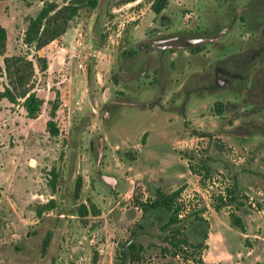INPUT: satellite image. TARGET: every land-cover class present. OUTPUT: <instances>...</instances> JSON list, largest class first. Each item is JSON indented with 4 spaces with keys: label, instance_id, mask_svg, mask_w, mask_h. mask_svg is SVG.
<instances>
[{
    "label": "rangeland",
    "instance_id": "1",
    "mask_svg": "<svg viewBox=\"0 0 264 264\" xmlns=\"http://www.w3.org/2000/svg\"><path fill=\"white\" fill-rule=\"evenodd\" d=\"M43 1L0 0L6 54L33 60L27 87L44 101L38 115L29 118L21 104L0 98V264H264V105L217 90L187 92L194 81L203 84L195 74L209 68L201 65L259 44L257 26L238 20L220 40L221 48L208 43L195 54L168 52L164 65L115 80L123 49L135 50L132 63L142 68L138 44L147 34L227 26L234 5L168 0L156 14L153 0H100L102 9H81L64 34L36 51L23 43V35L28 17ZM49 1L62 5L65 0ZM258 3L234 4L255 13ZM247 70L255 79L264 76V58L250 62ZM4 82L0 77V90ZM117 98L120 103L106 106ZM215 100L240 107L218 114ZM54 102L59 130L51 135L46 123ZM52 170L58 175L55 192L48 185ZM100 174L115 176V187ZM78 177L80 200L75 202ZM234 180L237 200L216 210L213 204L219 196L230 197L226 190ZM157 185L166 193L181 188V214L196 212L203 220L201 225L196 214L182 220L181 233L172 239L186 240L178 249L170 244L174 230L162 232L166 214L144 213L132 200L153 198ZM51 199L56 206L37 215L38 206ZM79 202L93 203L97 212L81 217ZM131 239L143 246L141 258L124 263L122 246Z\"/></svg>",
    "mask_w": 264,
    "mask_h": 264
},
{
    "label": "trees",
    "instance_id": "2",
    "mask_svg": "<svg viewBox=\"0 0 264 264\" xmlns=\"http://www.w3.org/2000/svg\"><path fill=\"white\" fill-rule=\"evenodd\" d=\"M133 0H126V2ZM168 0H153L152 9L158 14L166 6ZM102 4L100 0H65L62 5H59L55 1H43L41 7L32 16L27 19V25L23 35V43L31 49L40 50L42 47L47 45L49 42L57 39L62 34H64L70 26L72 20L80 13L81 9L94 10L102 9ZM7 30L4 26L0 24V77L4 76L6 82L3 83V89L0 90V98H5L13 104H21L24 108L27 117L35 118L41 110L43 105V99H41L37 94L31 91L27 85L30 77L33 73L34 62L32 59L26 56L12 54L7 55ZM98 39H101L99 37ZM190 53L195 54L199 49L188 50ZM135 53V50L130 49L127 51V56H131ZM43 62V67H45V60L43 58H38ZM171 63V62H170ZM169 63V65H170ZM167 68V66H166ZM89 74H91V66H89ZM190 78V77H189ZM114 79L116 80L115 76ZM186 85V84H185ZM188 91H195L196 94L200 90V83L194 81L189 84ZM219 99V98H218ZM225 99V98H224ZM227 102H221L220 100H215L213 106L216 113L221 114L223 110L227 111ZM52 112L50 119L46 123V128L51 135H56L58 133V128L53 120L54 111L57 108V102L52 104ZM217 115V114H216ZM199 133V132H198ZM210 136V134L202 133V136ZM74 144V141L71 142ZM52 179L49 180L48 185L53 192L56 191V181L58 175L52 170ZM82 179L80 177L76 178L75 188L72 194L73 200L76 202L80 200L79 191L81 187ZM180 189L171 191L169 193L163 192L159 186L155 189V195L153 198H148L146 200H141L133 197V203L136 207H139L144 213L149 211H166L169 213L168 224L174 225L172 228L174 231L171 234L170 244L173 247L179 248L180 243H185L186 240L176 239L177 234H180V229L182 228L181 221L185 217L192 216L196 212H187L181 219L179 215L182 213V206L179 204L177 199L179 198ZM229 194V198H222L219 196V203L213 204L216 210L221 207L233 204L238 198V189L235 184L231 185V188L226 190ZM56 206V200L51 199L47 203L38 206L36 214L40 215L43 210H51ZM201 211V210H200ZM89 212L96 213L95 205L89 203L88 205L79 202V206L76 208V213L81 217L88 215ZM196 219H200L197 216ZM233 223L237 225L242 232H244V227L242 225L241 219L238 216H234ZM206 236V234H204ZM168 239L170 237H167ZM166 238V239H167ZM44 245L49 242V237L44 239ZM142 245H137L134 240L126 241L123 243L121 250V259L125 263L129 258L131 261L139 260L141 258L140 252L142 250ZM127 251V252H126ZM176 254V252H174Z\"/></svg>",
    "mask_w": 264,
    "mask_h": 264
},
{
    "label": "flooded vegetation",
    "instance_id": "3",
    "mask_svg": "<svg viewBox=\"0 0 264 264\" xmlns=\"http://www.w3.org/2000/svg\"><path fill=\"white\" fill-rule=\"evenodd\" d=\"M258 1L257 11L253 13L254 10L248 5L239 8L234 4L235 0H230L231 4L235 7V14L229 17V25L220 27L217 24L214 26L213 30L201 29L200 32L186 33L182 30L165 32L161 29H156L153 31L154 34H147L142 43L138 44V51L144 54L143 67L140 68L138 64L133 65L132 60L135 59L136 53L127 56V51L129 50L126 51V49H123L120 61L116 67L115 78L118 79L120 74L128 75L131 79L142 76L155 64L164 65L165 63L162 59L168 52L174 53L180 50L199 49V53L202 47L208 43L219 45L221 48L222 43H220V40L227 34L226 32L233 27L236 21L239 20L246 25L255 24L257 26L254 28L259 32V44H256L255 47L248 48V50L244 52H233L221 58L211 59L208 63L201 65L208 67L211 71L209 69L205 70V67L203 73H196L195 75L203 82L200 87L201 90H208V93L213 90L222 91L224 94H229L228 96L233 95L236 98L241 97V101L246 104L264 105V76L261 78L256 76L257 78L255 79L250 76L247 70L250 66V62H256V60L261 61L264 58V0ZM260 3L263 5L262 7ZM244 10L253 13V16L250 17ZM256 16H258V19L255 18ZM162 20L164 21V19ZM224 29L225 31H223ZM261 80H263V82ZM255 89L257 90L255 91ZM197 93H199V91ZM118 103H120V98L111 100L106 106L112 108ZM227 103H229L228 105L231 110H236L240 107V104L235 101H229ZM109 111L110 110H106L105 113L109 115ZM99 142L102 143L103 139L100 138ZM162 212L167 216V219L162 224V232L165 233L167 231L166 229L170 231L173 230L172 228L174 225L168 224L169 213L163 210ZM179 217L183 218L184 215L180 214ZM198 220H201V218ZM200 223L202 225L203 220H201Z\"/></svg>",
    "mask_w": 264,
    "mask_h": 264
},
{
    "label": "water",
    "instance_id": "4",
    "mask_svg": "<svg viewBox=\"0 0 264 264\" xmlns=\"http://www.w3.org/2000/svg\"><path fill=\"white\" fill-rule=\"evenodd\" d=\"M223 31H225V29ZM94 52L95 51L92 52V55L94 54ZM101 151H102V147H98L97 167H98V162L100 161ZM96 172L98 173V168L96 169ZM100 176H101L102 180L107 182L111 187H113V188L115 187V183L117 182V179L115 176L109 175V174H100Z\"/></svg>",
    "mask_w": 264,
    "mask_h": 264
},
{
    "label": "built area",
    "instance_id": "5",
    "mask_svg": "<svg viewBox=\"0 0 264 264\" xmlns=\"http://www.w3.org/2000/svg\"><path fill=\"white\" fill-rule=\"evenodd\" d=\"M78 67L84 69V67H85L84 62H79ZM76 103H78V102H76Z\"/></svg>",
    "mask_w": 264,
    "mask_h": 264
},
{
    "label": "crops",
    "instance_id": "6",
    "mask_svg": "<svg viewBox=\"0 0 264 264\" xmlns=\"http://www.w3.org/2000/svg\"><path fill=\"white\" fill-rule=\"evenodd\" d=\"M235 179H237V176H236ZM233 184H235L236 188L238 189V186H237V180H234V183H233ZM157 186H159V185H157ZM238 196H239V191H238Z\"/></svg>",
    "mask_w": 264,
    "mask_h": 264
}]
</instances>
